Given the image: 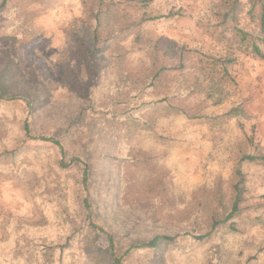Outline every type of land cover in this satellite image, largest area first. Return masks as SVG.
<instances>
[{
    "label": "rangeland",
    "instance_id": "374dc122",
    "mask_svg": "<svg viewBox=\"0 0 264 264\" xmlns=\"http://www.w3.org/2000/svg\"><path fill=\"white\" fill-rule=\"evenodd\" d=\"M105 1L125 13L131 32L140 36L120 42L127 80L118 81L106 69L91 84L82 75L83 59L69 34L86 21L84 0H17L0 11V55L6 53L12 62L15 86L40 84L46 102L33 121L32 104L22 95L0 107L1 147L16 134V122L24 120L31 128V140L18 155L0 160V242L14 241L8 262L100 264L80 248L53 258L47 249L52 240L36 233L17 238L13 231L41 223L45 210L56 206L72 232L87 223L103 226L92 211L96 205L90 207L94 189L82 176L86 164L99 167L97 148H106L98 134L101 126L118 141L117 158L127 153L138 160L127 174L122 172L124 195L116 185L101 193L124 210L115 250L122 264H264V164L243 160L264 156L259 7L240 0L234 16L231 0H150L147 6L136 0ZM144 15L156 19L139 24ZM153 44L159 46L157 58ZM71 78L93 106L77 126L63 124L58 108L52 109L70 100ZM183 93L188 99L180 103L176 96ZM148 99L161 100L156 114L131 121L129 114ZM175 105L184 113H166ZM56 162L69 169L56 171ZM236 168L244 175V201L228 218ZM164 229L176 235L173 243L124 254L127 240H146ZM84 232L81 241L87 248L108 255L103 234ZM208 233L209 238L195 239Z\"/></svg>",
    "mask_w": 264,
    "mask_h": 264
},
{
    "label": "trees",
    "instance_id": "16d2710c",
    "mask_svg": "<svg viewBox=\"0 0 264 264\" xmlns=\"http://www.w3.org/2000/svg\"><path fill=\"white\" fill-rule=\"evenodd\" d=\"M17 0H0V11L9 5L11 2ZM140 4L148 5L150 0H136ZM252 8L259 7L260 9V18L264 21V0H248ZM113 3V2H112ZM84 9L87 15L86 21L83 22L81 26L75 25L70 31V41L75 45L77 52L81 55L83 59L82 75L85 76V79L90 84L95 79L96 75L101 70L112 71L117 80H127L129 75L126 73L125 57L126 51L120 42L126 40L129 36H134V40L139 41L140 36L136 32H131V26L128 24L127 16L125 13L118 9H114L110 6L105 0H92L90 4L86 0L83 2ZM146 5V6H147ZM240 7V0H231L230 12L232 15L238 11ZM156 18L142 16L139 24L146 21H151ZM136 31V30H134ZM154 47L152 54L153 58H157L159 52L158 44H153ZM168 50L172 53H175L171 47H168ZM6 53H1L0 55V107L1 106H11L18 102L16 97L22 95L28 98L32 104V121L37 118V115L41 108L46 107L45 99L42 95V86L40 84L34 83L24 84L20 88L15 86V77L12 71V62L8 58ZM182 55V54H181ZM181 57V56H180ZM155 78L151 80V84L154 85ZM78 86L75 84L71 78L69 81V92L71 98L69 101L60 104L58 106L52 107L53 110L58 108V119L66 122L68 125H79L85 118L86 113L89 109H92V102L88 100V97L84 96V91H80ZM196 91V90H194ZM198 91V90H197ZM132 95V94H130ZM4 97H7L4 100ZM176 99L182 103L187 101L188 96L183 94H178ZM161 100H143L140 102V106L136 108L134 112L129 114L131 121H137L138 118L145 117L148 115V112L152 116L156 114L159 110ZM169 110H166V113L170 112L172 114H183L181 106H168ZM163 110V109H162ZM236 110H230L229 113H237ZM162 115V112L156 115L159 117ZM80 121V122H79ZM141 123V122H139ZM148 128L149 122H142ZM17 132L15 135L7 136L4 142H8L6 147L0 146V160H9L18 155V153L24 148L25 144L30 141L28 135H31L30 125L26 124L24 120L16 122ZM98 134L100 138L103 139V142L106 144V148L103 149V145H99L98 150V161L99 167H92L90 164H86L83 170L82 176L88 187L94 189L95 196H92L91 206H95V209L92 210L94 213L98 214V217L101 219L103 226L98 224H85V227H79L73 232L70 228L63 224L64 216L58 210V207H48L45 210V217L42 219V222L34 225L33 227L23 224L19 228H16L13 231V235L18 237L30 236L32 233H36L39 237L43 239L52 240L51 244H48L47 249L51 248L52 257L56 255L61 257L67 251H73L76 248H80L84 253H93L96 258L99 260L100 264H122L120 256L115 255L116 245H117V235L120 233L118 225L122 222V214L124 210L121 208V205L118 203V200L115 202H109L105 197H102V192H108V190L116 185L118 194H125L124 189L120 186V181L122 180V172L125 174L126 170L134 167L133 163L138 160L134 156H130L127 153H121V157L117 158L115 155V147L118 143L117 140H114L112 134H106L105 131L101 128H98ZM35 137V136H33ZM41 137V136H39ZM43 142H48L55 147H61V143L56 140L48 139L41 137L39 138ZM145 153H140L138 156L145 157ZM34 157V156H33ZM245 161L254 162L256 160L264 164V156L262 157H253L245 156L243 158ZM149 164V160H145ZM117 162L115 171L112 170L114 163ZM55 169L58 172H65L69 168L65 163L56 162ZM103 166V167H102ZM105 166V167H104ZM152 167L148 169L151 171ZM234 177L236 178V183L232 185V190L234 193V200L232 203V209L228 218H231L239 211V206L244 201V175L239 168H236L234 171ZM96 197V198H95ZM87 201L84 200V203ZM96 211V212H95ZM216 224V223H215ZM214 224V225H215ZM21 225V224H20ZM91 230L98 235L103 234L110 245L108 247V255H105L98 247L87 248L86 244L81 241V237L85 233L84 231ZM109 228L111 234H107L105 229ZM58 234L61 235V238L58 239ZM186 236L187 233H184ZM210 233L205 236H197L195 239L202 241L206 238H209ZM176 235L171 234L167 229L161 230L157 234L149 236L146 240H127L128 243L124 254H127L131 251H155L158 250L161 246L166 244H171L175 241ZM14 241L9 237L0 242V264H10L8 262L9 257H11V251ZM114 253V255H112ZM123 256V254L121 255ZM56 262H50L49 264H55ZM14 264H26L24 261L17 259V262Z\"/></svg>",
    "mask_w": 264,
    "mask_h": 264
}]
</instances>
